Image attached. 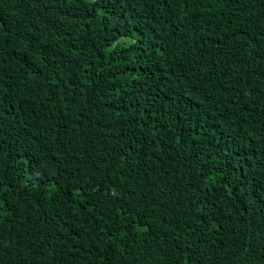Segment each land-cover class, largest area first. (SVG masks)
<instances>
[{"label":"trees","instance_id":"16d2710c","mask_svg":"<svg viewBox=\"0 0 264 264\" xmlns=\"http://www.w3.org/2000/svg\"><path fill=\"white\" fill-rule=\"evenodd\" d=\"M0 264H264V0H0Z\"/></svg>","mask_w":264,"mask_h":264}]
</instances>
